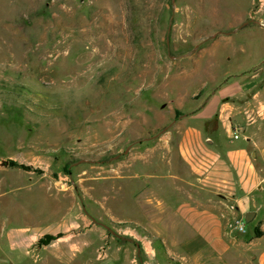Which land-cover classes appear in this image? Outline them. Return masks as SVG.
Wrapping results in <instances>:
<instances>
[{
	"label": "rangeland",
	"instance_id": "obj_1",
	"mask_svg": "<svg viewBox=\"0 0 264 264\" xmlns=\"http://www.w3.org/2000/svg\"><path fill=\"white\" fill-rule=\"evenodd\" d=\"M250 72L264 85V0H0V264H60L68 235L95 243L83 264H227L190 254L162 191L176 120Z\"/></svg>",
	"mask_w": 264,
	"mask_h": 264
},
{
	"label": "crops",
	"instance_id": "obj_2",
	"mask_svg": "<svg viewBox=\"0 0 264 264\" xmlns=\"http://www.w3.org/2000/svg\"><path fill=\"white\" fill-rule=\"evenodd\" d=\"M236 132L238 138H234ZM159 148L169 158L172 146ZM175 153L176 162L169 161V176L175 185L164 186L162 193L176 209V231L194 233L188 244L190 254H198L202 248L218 250L219 262L227 257L229 264L237 262L228 259L230 247L236 244L248 255L239 257L240 263L264 264V85L260 73L229 77L178 118ZM145 198L147 202L153 199L147 193ZM250 213L249 232L239 238L229 221L246 219ZM38 222L37 232H68L79 226L66 221ZM30 227L19 226L17 231L26 232ZM87 247L96 245L71 240L69 235L46 246L60 264H83ZM66 249L76 256H67ZM205 260L211 264L213 257Z\"/></svg>",
	"mask_w": 264,
	"mask_h": 264
},
{
	"label": "built area",
	"instance_id": "obj_3",
	"mask_svg": "<svg viewBox=\"0 0 264 264\" xmlns=\"http://www.w3.org/2000/svg\"><path fill=\"white\" fill-rule=\"evenodd\" d=\"M239 134L236 132L234 133V138H238ZM229 227L239 233L245 234L248 232L249 227L247 224V221L244 219H237V218H232L229 221Z\"/></svg>",
	"mask_w": 264,
	"mask_h": 264
},
{
	"label": "water",
	"instance_id": "obj_4",
	"mask_svg": "<svg viewBox=\"0 0 264 264\" xmlns=\"http://www.w3.org/2000/svg\"><path fill=\"white\" fill-rule=\"evenodd\" d=\"M6 164H8V161H4V162H3V165H6ZM251 219H252V213H250L249 215H247V217H246V221H247V222H250Z\"/></svg>",
	"mask_w": 264,
	"mask_h": 264
},
{
	"label": "trees",
	"instance_id": "obj_5",
	"mask_svg": "<svg viewBox=\"0 0 264 264\" xmlns=\"http://www.w3.org/2000/svg\"><path fill=\"white\" fill-rule=\"evenodd\" d=\"M257 232V231H256ZM257 233H259V232H257Z\"/></svg>",
	"mask_w": 264,
	"mask_h": 264
}]
</instances>
